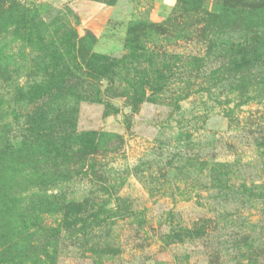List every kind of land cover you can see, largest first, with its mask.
Returning a JSON list of instances; mask_svg holds the SVG:
<instances>
[{"label":"rangeland","instance_id":"obj_1","mask_svg":"<svg viewBox=\"0 0 264 264\" xmlns=\"http://www.w3.org/2000/svg\"><path fill=\"white\" fill-rule=\"evenodd\" d=\"M231 1L0 0V264H264V59L227 79Z\"/></svg>","mask_w":264,"mask_h":264},{"label":"trees","instance_id":"obj_2","mask_svg":"<svg viewBox=\"0 0 264 264\" xmlns=\"http://www.w3.org/2000/svg\"><path fill=\"white\" fill-rule=\"evenodd\" d=\"M228 5V11L231 17V26L229 31L234 33L237 37H240L243 42L238 40L232 44L234 51L230 52L229 58L226 65H223L224 72H226L227 79L229 80H243V76L246 70H254L256 64H251L252 62H259L264 59V0H244L242 2H230ZM216 9L211 8L210 11H200L202 14L200 17H204V21L207 24H215L214 28L219 29L221 19V12L218 7ZM206 24V25H207ZM142 29L145 25L141 26ZM149 30V26H147ZM129 33V38L126 41V45L129 47H136L134 42L133 34L134 31ZM247 41V43H246ZM135 44V45H134ZM138 48V47H137ZM92 61L96 65H102V62L106 61L104 57H97L92 55ZM94 72L98 73L96 68L93 69ZM16 137H10L14 140ZM74 218L75 220L83 221L84 218L81 216L65 213L63 219ZM26 222H33L37 220L34 215H26L24 217ZM26 234V233H24ZM26 238H30L29 234L25 235ZM20 237H18L19 239ZM21 240V238L19 239ZM24 242L23 239L21 241Z\"/></svg>","mask_w":264,"mask_h":264}]
</instances>
